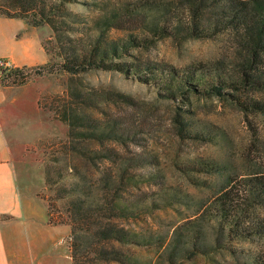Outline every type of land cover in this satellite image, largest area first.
Listing matches in <instances>:
<instances>
[{"label": "rangeland", "instance_id": "rangeland-1", "mask_svg": "<svg viewBox=\"0 0 264 264\" xmlns=\"http://www.w3.org/2000/svg\"><path fill=\"white\" fill-rule=\"evenodd\" d=\"M153 1L156 0H72L63 5L62 9L70 17L57 19L55 36L48 24L32 25L31 18L26 19L38 34L40 48L48 50L44 58L40 57L38 66L23 69L26 84L34 82L40 92L41 137L31 151V155L39 158L43 177L39 197L46 202L47 209L49 204L55 221L66 219L70 199L54 200L56 194L62 193L61 190L88 194V203L92 204L100 196V179L111 178V181L120 175L125 178L113 188L115 204L138 208L150 199L154 204L147 211L142 209L137 217H111L101 213L103 222L110 220L118 230L124 229L126 234L120 237L123 241L114 242L113 248L128 264H242L249 259L248 255L264 257L263 238L228 242L210 220L218 192L227 184V177L187 170L190 164L212 161L237 180L264 176V115L247 113L235 100L239 97L264 101V91L241 88L235 92L227 88L216 94L207 88L199 93L182 89L171 98L166 96L168 91L164 88L141 82L133 74L90 69L70 75L58 70L62 42L81 37L86 43L102 31L107 40L124 48L117 57L106 59V64L153 61L181 72L201 64L238 84L235 67L230 66L232 45L226 35L176 41L153 38L137 28L140 23L134 22L139 12L136 7L140 9ZM0 5L15 7L21 3L0 0ZM127 10L134 12L130 15ZM115 20L124 23L115 25ZM134 37L141 40V46L131 43ZM44 66L46 69L40 72L38 68ZM48 70L52 72L48 74ZM203 80H206L204 76L202 84ZM88 93L99 95V100L103 94L115 99L90 107L84 103V95ZM249 120L253 121L252 129ZM179 121L189 125L182 128ZM188 130L202 133L206 139L191 140L185 137ZM110 150L116 154L113 162L103 157ZM137 156L150 158L152 164L143 163L126 172L123 169L126 159ZM46 167L54 178L50 186L45 184ZM148 172L158 173L160 183L130 186L125 181L126 177ZM173 195L184 198L186 204H169ZM66 226L68 234L56 240V251L70 257L71 240ZM198 226L205 244L212 247L211 252L204 256L178 251L176 240H187L188 230ZM133 235L141 236L145 242L129 244ZM79 236L84 264H121L100 261L94 255L95 248L89 246L97 237L86 232ZM218 237L220 244L244 251L246 256L218 248Z\"/></svg>", "mask_w": 264, "mask_h": 264}, {"label": "trees", "instance_id": "trees-1", "mask_svg": "<svg viewBox=\"0 0 264 264\" xmlns=\"http://www.w3.org/2000/svg\"><path fill=\"white\" fill-rule=\"evenodd\" d=\"M20 6L0 5V16L6 18H21L33 21L32 25L48 24L54 36L57 32V23L60 19L70 17L62 8L66 3L72 0H19ZM74 1V0H73ZM30 4V6H28ZM29 7V8H28ZM2 9V10H1ZM138 10V17L134 22H139L142 31L148 33L153 38L167 37L176 41L195 38V39H213L218 35H226L227 40L232 45V64L238 74L239 82L225 77L218 70L207 69L205 65L196 64L190 70L177 71L173 67L160 64L153 61L140 62L137 64L116 63L106 64L105 60L111 57H117L123 46L114 41L107 40L102 31L98 32L93 40L82 42V38L67 39L61 43L62 52L59 56L61 64L58 70L70 75H76L80 72H86L90 69L110 71L115 70L126 75L133 74L146 84H153L158 88H164L168 91V97H173L176 91L189 89L199 93L203 88L208 92L221 94L223 89H231L235 92L243 88L264 91V0H171L168 3L153 1L148 5L142 6ZM135 10V11H136ZM63 11V14H62ZM128 14L131 11L127 10ZM61 15H60V14ZM132 17V16H131ZM58 19V21H57ZM115 25H122V20H115ZM77 31V30H75ZM83 31V28L79 29ZM131 43L141 46L139 38H131ZM136 43V44H135ZM45 50V48H44ZM48 54V50H45ZM23 68H13L9 71L0 69V86L17 87L27 83ZM43 71L46 67L38 68ZM52 70H48V74ZM206 80L202 79L203 76ZM38 75H41L40 73ZM242 88V89H241ZM84 103L90 107H96L99 103L106 100H114L112 96L103 94L101 100L99 95H84ZM112 97V98H110ZM238 105L247 113L264 115V101L256 99H241L235 97ZM116 101V100H115ZM92 122V121H91ZM182 128L189 124L179 121ZM253 121L249 120L250 129ZM71 125V123H69ZM93 127L94 124L90 123ZM255 131V130H254ZM185 137L193 139H206L204 134H199L191 130L187 131ZM114 150L108 153L104 152L103 157L112 161L116 157ZM99 153V152H97ZM92 153V154H97ZM143 163H150V158L137 156L126 159L123 169L127 172L129 169ZM187 170H194L202 173H214L225 175L227 184L220 188L219 196L216 199L215 206L211 212L210 220L216 225L220 236H225L228 242L239 240H248L253 237L264 239V176L254 177L255 179H235L226 174L225 168L214 162H201L200 164H190ZM50 168H45V184L53 185V174ZM125 177L118 179L111 178L100 179L99 199L92 204L88 203V194L77 193L76 191H62L54 196V200H67L66 219L55 221L54 215L50 212L49 204V222L53 225L65 224L70 228V257L72 264H84L81 244H79L81 232L91 233L97 237L95 242L90 243L94 249V255L100 261H118L121 264L129 262L122 257L120 252L113 248L114 242H122L124 229L118 230L110 220L105 223L101 220V213H108L109 216L119 217H137L142 213V209L147 211L152 207L153 201L145 200L141 205L134 208L129 206L122 207L115 204L113 188L117 182L122 183ZM62 178L59 179V182ZM158 173L148 172L142 175L126 177L125 181L130 186L139 183H160ZM58 183V182H56ZM164 202V201H163ZM165 203V202H164ZM169 204H186L184 198L172 196ZM94 208V209H92ZM107 217V218H111ZM200 227H194L188 230L187 240H176V249L185 251L189 255L199 254L207 255L212 247L205 244L204 236ZM126 234V233H125ZM121 237V238H120ZM220 237L216 243L218 248H227L234 255H245L244 251L235 250L231 246L220 244ZM144 239L133 235L129 239V244L142 245ZM189 245V246H188ZM216 249V248H215ZM246 256V255H245ZM83 258V259H82ZM186 258V257H184ZM248 260L242 264H264V257L259 255H248ZM128 263H127V262Z\"/></svg>", "mask_w": 264, "mask_h": 264}, {"label": "crops", "instance_id": "crops-1", "mask_svg": "<svg viewBox=\"0 0 264 264\" xmlns=\"http://www.w3.org/2000/svg\"><path fill=\"white\" fill-rule=\"evenodd\" d=\"M45 56L25 19L0 16V59L23 68L38 66ZM39 96L34 82L0 86V264H71L56 251V240L68 230L49 222L39 197L43 177L38 156L31 155L41 137Z\"/></svg>", "mask_w": 264, "mask_h": 264}, {"label": "built area", "instance_id": "built-area-1", "mask_svg": "<svg viewBox=\"0 0 264 264\" xmlns=\"http://www.w3.org/2000/svg\"><path fill=\"white\" fill-rule=\"evenodd\" d=\"M13 68L14 67H12V65L9 62H7V61H5L3 59H0V69L1 70L9 71V70H11Z\"/></svg>", "mask_w": 264, "mask_h": 264}]
</instances>
